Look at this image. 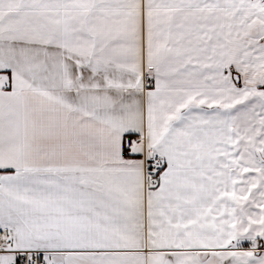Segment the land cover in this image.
I'll return each mask as SVG.
<instances>
[{
  "label": "snow or ice",
  "instance_id": "1",
  "mask_svg": "<svg viewBox=\"0 0 264 264\" xmlns=\"http://www.w3.org/2000/svg\"><path fill=\"white\" fill-rule=\"evenodd\" d=\"M0 264H264V0H0Z\"/></svg>",
  "mask_w": 264,
  "mask_h": 264
}]
</instances>
